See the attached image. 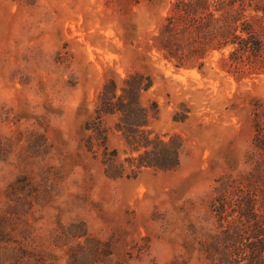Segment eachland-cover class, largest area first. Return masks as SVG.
Returning a JSON list of instances; mask_svg holds the SVG:
<instances>
[{
  "label": "rangeland",
  "instance_id": "obj_1",
  "mask_svg": "<svg viewBox=\"0 0 264 264\" xmlns=\"http://www.w3.org/2000/svg\"><path fill=\"white\" fill-rule=\"evenodd\" d=\"M169 1L0 0V137L12 147L0 161V191L19 175L60 176L54 201L33 214L38 232L82 220L121 264H205L197 248L214 230L211 191L221 176L249 169L250 103L264 99V75L237 80L217 54L200 72L149 50ZM134 71L152 81L141 95L157 104L150 130L182 138L180 164L112 180L81 146L82 124L104 79ZM33 133L46 155L29 158ZM109 145L125 156L118 135Z\"/></svg>",
  "mask_w": 264,
  "mask_h": 264
},
{
  "label": "trees",
  "instance_id": "obj_2",
  "mask_svg": "<svg viewBox=\"0 0 264 264\" xmlns=\"http://www.w3.org/2000/svg\"><path fill=\"white\" fill-rule=\"evenodd\" d=\"M150 42L149 50L177 69L202 72L217 54L219 68L237 80L264 75V0H170ZM151 83L139 71L106 77L82 124L81 146L109 179L135 178L147 169L172 172L180 164L182 138L149 128L157 104L144 105L141 95ZM250 105L249 169L215 181L209 200L214 230L203 234L197 248L205 264H264V99L253 98ZM113 134L124 144L122 159L109 145ZM30 135L29 158L46 155L43 135ZM11 152L10 141L0 137V161ZM45 171L38 180L19 175L0 191V264H60L62 258L65 264H121L109 242L91 235L82 220L58 221L47 234L38 232L35 209L54 201L60 180Z\"/></svg>",
  "mask_w": 264,
  "mask_h": 264
}]
</instances>
